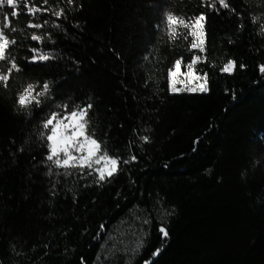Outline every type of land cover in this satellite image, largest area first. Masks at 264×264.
Here are the masks:
<instances>
[{
    "label": "trees",
    "instance_id": "16d2710c",
    "mask_svg": "<svg viewBox=\"0 0 264 264\" xmlns=\"http://www.w3.org/2000/svg\"><path fill=\"white\" fill-rule=\"evenodd\" d=\"M212 2L21 0L0 61L20 69L0 83V264H264V0ZM168 13L206 16L207 93L170 91ZM89 103V133L121 161L107 182L47 161L45 118Z\"/></svg>",
    "mask_w": 264,
    "mask_h": 264
},
{
    "label": "snow or ice",
    "instance_id": "6c2138e0",
    "mask_svg": "<svg viewBox=\"0 0 264 264\" xmlns=\"http://www.w3.org/2000/svg\"><path fill=\"white\" fill-rule=\"evenodd\" d=\"M21 0H0V16H3V23L0 26V61L8 60L7 51L12 44H15L14 39L10 40L6 35V30L11 29V31H16L15 28L11 26L10 17H16L19 13L16 10L18 4ZM66 2L71 5L73 0H66ZM44 4L48 3V0H43ZM219 4L222 8H230L227 0H214L211 3V7L215 8L216 4ZM9 6L13 11L10 14H4L2 9L3 6ZM27 12L31 16H36L37 13L41 11V8L35 6L25 5ZM48 11V9H45ZM52 15L56 17H62L65 15V9L59 8L58 10H53ZM166 24L169 30L170 38H178V28L183 26L185 29H189L188 35H190L193 40L191 41L192 49H199L200 52H205V42H206V32L204 21L206 16L202 13L194 19V21L187 22L184 18L177 17L172 13L166 15ZM47 23V21H45ZM32 28H41L42 24L30 23L28 25ZM57 26V25H54ZM32 40H41V36L32 35ZM35 51V50H34ZM52 57L48 54L40 53L33 57L34 61H48ZM201 61V57L196 55L192 58L191 62L186 65L188 71L184 74L181 73V63L182 58L177 60L174 64V70L170 69L169 76V88L172 93L179 92H200L207 93L209 91L208 87V75L204 73L203 76H199L194 68L198 62ZM243 67V65H241ZM236 69V62H227L222 71L225 73H231ZM20 71L19 67L13 60L11 67L7 69L6 73L0 72V83L4 87L8 86L9 78L13 72ZM260 72L264 73V65L260 66ZM184 75L185 80H177V77ZM193 81H200V83L195 86H189ZM180 83L182 87H177V83ZM49 84L44 83L42 90L38 94L34 95V87L29 85L23 93L18 96L17 103L22 109L28 108L31 104L35 103L39 105L41 103L40 97H44L49 92ZM64 114L61 115L58 112H52L48 117L45 118L42 128L45 130L43 138L46 139V147L49 150V155L47 156V161L51 162L57 168L65 170V174L71 175L70 169H78L83 172L84 169H89L90 173L97 174V183L107 182L120 171L121 161L118 157H113L103 149L102 142L94 138V134H90L88 130L89 125V110L93 107L91 103L84 107L76 106L72 111H67V105H64ZM145 142L149 141L147 136L142 137ZM136 156L132 155L130 160H125L123 163L127 164L131 161H135ZM51 175V172H49ZM159 231L164 237L168 236V232L164 227H161ZM159 250L153 255H158Z\"/></svg>",
    "mask_w": 264,
    "mask_h": 264
},
{
    "label": "rangeland",
    "instance_id": "374dc122",
    "mask_svg": "<svg viewBox=\"0 0 264 264\" xmlns=\"http://www.w3.org/2000/svg\"><path fill=\"white\" fill-rule=\"evenodd\" d=\"M180 18H184L187 22H191L194 21V19L196 17H180ZM189 29H185L183 26H179L178 28V38H177V43L178 46L174 49V51L176 52L172 63H171V69L174 70V64L177 60H180L182 58V63H181V73L184 74L188 71L186 65L188 63L191 62L192 58L196 55H199L201 57V61L198 62L196 65H194L195 71L199 76H203L204 74L201 73L200 69H199V64L202 63L203 61V52H200L199 49H192L191 48V41L193 40V38L188 35L189 33ZM179 46H182L179 47ZM177 80H185L186 81V77L184 75H180L177 77ZM200 83V81H193L192 84H190L189 86H195L196 84ZM177 87H182V85L178 82L177 83ZM188 92V91H186Z\"/></svg>",
    "mask_w": 264,
    "mask_h": 264
}]
</instances>
